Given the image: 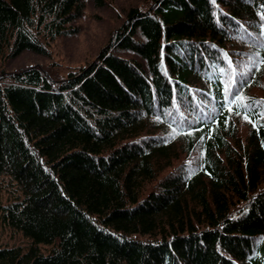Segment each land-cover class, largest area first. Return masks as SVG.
<instances>
[{"label":"trees","instance_id":"trees-1","mask_svg":"<svg viewBox=\"0 0 264 264\" xmlns=\"http://www.w3.org/2000/svg\"><path fill=\"white\" fill-rule=\"evenodd\" d=\"M84 6L0 0V58ZM263 77L264 0H150L63 75L0 71V224L29 238L0 264H264Z\"/></svg>","mask_w":264,"mask_h":264},{"label":"rangeland","instance_id":"rangeland-1","mask_svg":"<svg viewBox=\"0 0 264 264\" xmlns=\"http://www.w3.org/2000/svg\"><path fill=\"white\" fill-rule=\"evenodd\" d=\"M150 0H85L83 13L71 23L68 34L59 35L46 43L48 52L40 54L24 50L12 58H0V71L14 70L28 65H37L48 70L53 76L63 75L68 68L83 64L91 60L108 38L123 22L130 7H142ZM113 52L123 56L137 57L129 49L115 47ZM250 93L256 96L264 95V77L261 85L252 88ZM239 135L244 137L246 126L238 123ZM7 178L0 176V201H7L14 197L15 192L9 191ZM11 189V188H10ZM29 238L20 230L12 229L0 224V245H17L26 247ZM41 250L46 251L48 245L41 244Z\"/></svg>","mask_w":264,"mask_h":264},{"label":"snow or ice","instance_id":"snow-or-ice-1","mask_svg":"<svg viewBox=\"0 0 264 264\" xmlns=\"http://www.w3.org/2000/svg\"><path fill=\"white\" fill-rule=\"evenodd\" d=\"M225 55H227V54H225ZM236 99H240V97L239 96H237L236 97ZM248 106L247 105H245V108H247ZM229 111H231V108H229ZM239 114V113H238ZM245 119H248V117H247V115H245Z\"/></svg>","mask_w":264,"mask_h":264}]
</instances>
